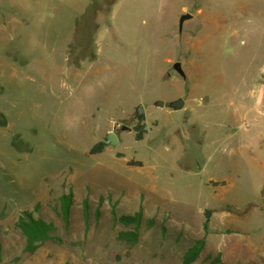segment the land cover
<instances>
[{"label":"rangeland","instance_id":"obj_1","mask_svg":"<svg viewBox=\"0 0 264 264\" xmlns=\"http://www.w3.org/2000/svg\"><path fill=\"white\" fill-rule=\"evenodd\" d=\"M25 211L63 244L27 253ZM195 240L194 264H264V0H0V264H182Z\"/></svg>","mask_w":264,"mask_h":264},{"label":"trees","instance_id":"obj_2","mask_svg":"<svg viewBox=\"0 0 264 264\" xmlns=\"http://www.w3.org/2000/svg\"><path fill=\"white\" fill-rule=\"evenodd\" d=\"M139 124L135 127L136 130V139L142 140L144 134L146 133L145 129V117L144 115L138 116ZM106 142L101 141L96 143L90 150L91 154H100L106 148ZM132 165L140 166L141 163H131ZM68 198V197H64ZM70 198V197H69ZM68 201L67 199H65ZM64 202L65 207L61 208L59 211V217H62L65 224L70 223V204ZM69 202V201H68ZM213 210L206 209L204 212L205 222L204 229H208V224L211 218ZM99 213L98 219H101L100 210L97 211ZM113 220L115 223H119L123 225L127 229H123L118 232V239L122 242H125L130 245H134L139 241L140 235V227L142 222L141 213L137 214H125L122 216H118L115 211L112 212ZM92 215L89 210L88 205L85 203L84 205V220L85 225L90 227V222L92 220ZM153 225V223H151ZM18 230L22 233V235L26 239V247L25 251L29 254H34L38 249L44 246L47 243H57L63 244V239L61 236L56 234V227L53 222H48L44 220L42 217L36 218L31 211H25L23 215H21L18 223ZM165 230V227H164ZM204 247V242L202 240H195L194 244L188 248V250L182 256V264H194L197 260L200 259L202 250Z\"/></svg>","mask_w":264,"mask_h":264},{"label":"water","instance_id":"obj_3","mask_svg":"<svg viewBox=\"0 0 264 264\" xmlns=\"http://www.w3.org/2000/svg\"><path fill=\"white\" fill-rule=\"evenodd\" d=\"M192 17L191 14H183L180 17L179 20V31L181 32L183 30L184 22ZM173 68L182 76L186 77V74L182 68V65L180 62H176L173 65ZM165 105V102L163 100H157L155 102V106L157 107H163ZM169 106L172 108L171 111V117L172 120L177 122L180 126L184 125V113H185V100L183 98H179L177 100H174L169 103ZM145 112L143 105L140 104L136 110L137 116L143 115ZM124 129H129L128 127L124 126ZM108 139L112 145H116L118 143L117 138L114 133H110L108 135Z\"/></svg>","mask_w":264,"mask_h":264},{"label":"crops","instance_id":"obj_4","mask_svg":"<svg viewBox=\"0 0 264 264\" xmlns=\"http://www.w3.org/2000/svg\"><path fill=\"white\" fill-rule=\"evenodd\" d=\"M186 110V109H185ZM184 116H185V113H184ZM183 121H184V119H183Z\"/></svg>","mask_w":264,"mask_h":264},{"label":"bare ground","instance_id":"obj_5","mask_svg":"<svg viewBox=\"0 0 264 264\" xmlns=\"http://www.w3.org/2000/svg\"><path fill=\"white\" fill-rule=\"evenodd\" d=\"M234 36V35H233ZM253 64V63H252Z\"/></svg>","mask_w":264,"mask_h":264}]
</instances>
